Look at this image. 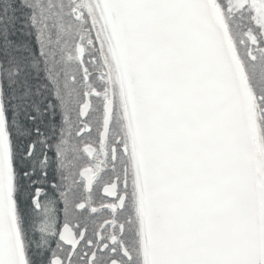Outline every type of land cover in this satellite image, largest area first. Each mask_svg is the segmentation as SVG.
<instances>
[{
    "label": "snow or ice",
    "instance_id": "1",
    "mask_svg": "<svg viewBox=\"0 0 264 264\" xmlns=\"http://www.w3.org/2000/svg\"><path fill=\"white\" fill-rule=\"evenodd\" d=\"M0 264H264V0H0Z\"/></svg>",
    "mask_w": 264,
    "mask_h": 264
}]
</instances>
